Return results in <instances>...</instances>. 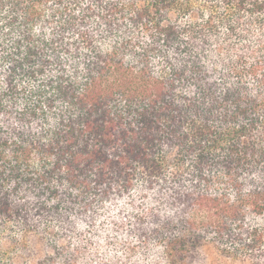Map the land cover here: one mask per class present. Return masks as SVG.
Segmentation results:
<instances>
[{
  "label": "trees",
  "instance_id": "trees-1",
  "mask_svg": "<svg viewBox=\"0 0 264 264\" xmlns=\"http://www.w3.org/2000/svg\"><path fill=\"white\" fill-rule=\"evenodd\" d=\"M203 244L264 264V0H0V264Z\"/></svg>",
  "mask_w": 264,
  "mask_h": 264
},
{
  "label": "rangeland",
  "instance_id": "rangeland-1",
  "mask_svg": "<svg viewBox=\"0 0 264 264\" xmlns=\"http://www.w3.org/2000/svg\"><path fill=\"white\" fill-rule=\"evenodd\" d=\"M34 248L36 249V251H39L40 249L39 243H35ZM191 264H242V263H240V261L232 257H229L217 251L213 245L203 244L198 248L194 260Z\"/></svg>",
  "mask_w": 264,
  "mask_h": 264
}]
</instances>
